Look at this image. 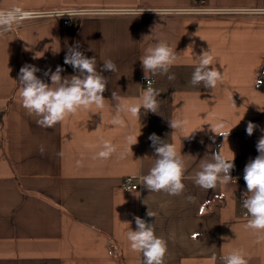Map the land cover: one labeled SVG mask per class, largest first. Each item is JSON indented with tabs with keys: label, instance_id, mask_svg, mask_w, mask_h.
<instances>
[{
	"label": "crops",
	"instance_id": "1",
	"mask_svg": "<svg viewBox=\"0 0 264 264\" xmlns=\"http://www.w3.org/2000/svg\"><path fill=\"white\" fill-rule=\"evenodd\" d=\"M12 8L79 15L66 25L57 18L25 19L0 30V264H143L126 239L135 216L153 223L166 241L164 264H208L213 256L224 264L222 257L233 250L248 264H264V240L257 242L264 233L246 227L250 216L243 207V170L264 134V12L256 13L264 0H0V10ZM156 41L176 48L169 72L175 80L150 75L161 92L158 113L144 115L141 108L139 123L121 113L124 126L113 125L117 105L142 97L140 59ZM77 43L84 55L96 57L98 71L107 59L116 65L117 71L102 72L105 106L40 127L22 107L19 70L34 65L47 83L43 72L58 65L62 76L74 75L64 56ZM202 50L211 51L213 66L223 73L213 89L190 83L196 66L191 52L195 57ZM255 74L259 86L253 85ZM174 118L187 120L184 130L169 127ZM248 122L258 126L251 136ZM218 123L224 138L210 131ZM139 129L129 149L128 137ZM152 133L184 155L180 195L140 185L154 162ZM106 140L117 151L100 159ZM218 150L229 159L234 153V180L204 190L192 177ZM127 177L137 189L122 187Z\"/></svg>",
	"mask_w": 264,
	"mask_h": 264
},
{
	"label": "clouds",
	"instance_id": "2",
	"mask_svg": "<svg viewBox=\"0 0 264 264\" xmlns=\"http://www.w3.org/2000/svg\"><path fill=\"white\" fill-rule=\"evenodd\" d=\"M32 15V13L24 12L19 8L0 10V30L11 31L13 25L32 18ZM56 15L62 16L63 14L57 13ZM176 53V48L174 49L162 41H156L153 46L148 47L140 59L145 80L155 74L167 75L169 81L175 80V75L169 74V72L177 60ZM191 55L196 61L190 81L192 85L202 84L205 89H213L222 82L223 73L217 66H213L214 57L211 51L202 50L201 54L195 57L191 52ZM64 64L70 65L75 74L62 76L61 73L64 69L58 65L55 71L48 69L43 72L50 83L36 75L41 69L34 65L25 64L18 73L16 82L19 85L22 107L30 116L37 117V125L45 129L53 128L56 124L81 110L89 113H92L93 107L102 110L106 99L103 94L107 86V79L102 72L117 71L115 63L110 59L105 60L102 63V68L98 71L96 57L89 58L84 55L79 50L78 43L67 48ZM260 83L261 81L256 79L255 74L253 85L259 86ZM160 93L159 90L149 87L143 92L137 103L117 105L111 123L124 126L121 113L130 114L139 123L141 108L145 110L144 115L149 112L157 114L160 108L161 100L158 99ZM111 95L113 98L116 97L115 92ZM187 123V120L176 118L168 121L169 127L176 130H184ZM222 127L223 124L220 123L215 126L210 125V131L224 138L225 134L218 132V129ZM257 127L252 122H248L246 134L251 136ZM230 130L226 134L227 137ZM195 131H203V128L191 131L185 139ZM261 131L264 133V129ZM140 134L139 129L137 136L128 137L129 149L131 145L137 143V137ZM148 139L151 141L150 146L154 149V162L148 174L141 177L140 185L150 192L164 191L169 195L182 194L185 188L182 181L187 167L183 159L184 155L181 154V151H177L174 144L161 139L155 133L150 134ZM210 139L213 143L215 142L214 136ZM256 150L258 154L246 163L243 170V179L247 189L243 194V207L250 216L246 227L264 233V134L258 139ZM116 151V146L106 140L102 142V150L97 153V157L108 159ZM209 156L210 159L201 160L199 170L194 172L192 177L194 183L204 190H212L218 185H227L232 182L234 178L231 176V172L235 167L234 153L230 159L219 150ZM186 199L188 202H194V197L188 196ZM147 216L154 217V214L147 212ZM134 221L135 230L129 227L126 233L130 250L142 254L143 264H164L167 252L166 241L155 234L153 223H148L139 216H135ZM262 240H264V235H259L257 242ZM222 260L224 264H248V260L240 250L231 251L223 256ZM215 261L216 257L213 256L208 264H215Z\"/></svg>",
	"mask_w": 264,
	"mask_h": 264
},
{
	"label": "built area",
	"instance_id": "3",
	"mask_svg": "<svg viewBox=\"0 0 264 264\" xmlns=\"http://www.w3.org/2000/svg\"><path fill=\"white\" fill-rule=\"evenodd\" d=\"M262 13L264 12V10H258L256 11V13ZM63 14L62 16H57L56 14ZM51 14V15H49ZM77 15H79L78 12H65V11H51L48 13H35L32 15V18H29L31 20H37V19H42V18H57L63 21V23L66 25L69 23V20H71L72 18L76 17ZM153 81L151 79H147L143 82V87L146 90L147 88L151 87L153 88ZM235 165V162H234ZM122 187L126 190H135L137 189V185L132 183L131 178L127 177L124 179ZM245 216V215H244Z\"/></svg>",
	"mask_w": 264,
	"mask_h": 264
}]
</instances>
